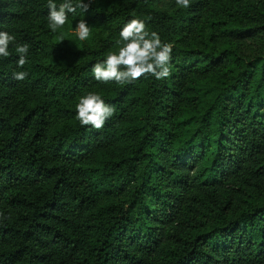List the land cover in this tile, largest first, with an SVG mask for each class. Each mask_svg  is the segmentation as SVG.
Returning <instances> with one entry per match:
<instances>
[{"label": "trees", "instance_id": "16d2710c", "mask_svg": "<svg viewBox=\"0 0 264 264\" xmlns=\"http://www.w3.org/2000/svg\"><path fill=\"white\" fill-rule=\"evenodd\" d=\"M156 2L93 0L52 32L48 0H0L30 45L0 57V264H264V0ZM130 19L171 75L96 81ZM89 91L115 108L100 130L76 119Z\"/></svg>", "mask_w": 264, "mask_h": 264}, {"label": "clouds", "instance_id": "9594fccd", "mask_svg": "<svg viewBox=\"0 0 264 264\" xmlns=\"http://www.w3.org/2000/svg\"><path fill=\"white\" fill-rule=\"evenodd\" d=\"M93 0H63L57 5L54 0H48L47 8L48 26L52 32L62 28L68 21L69 13H75L79 8L87 13ZM177 7L189 8L190 0H175ZM72 31L80 41H86L92 31L85 19L76 21ZM120 39L117 51H110L106 58L95 63L91 72L93 78L104 84H127L144 76H152L157 80L166 79L171 75L172 45L161 41L156 32L149 33L143 19L128 20L119 32ZM15 45L18 54L16 65L24 68L28 63L30 45L16 43L14 34L0 31V57L7 58L10 55L9 46ZM27 71H18L13 74L17 81L27 78ZM76 119L81 126H91L96 130L104 127L105 123L113 117L115 108L107 104L97 92L89 91L78 98L75 105Z\"/></svg>", "mask_w": 264, "mask_h": 264}, {"label": "rangeland", "instance_id": "374dc122", "mask_svg": "<svg viewBox=\"0 0 264 264\" xmlns=\"http://www.w3.org/2000/svg\"><path fill=\"white\" fill-rule=\"evenodd\" d=\"M156 5L160 8H171L177 6L175 0H157Z\"/></svg>", "mask_w": 264, "mask_h": 264}]
</instances>
